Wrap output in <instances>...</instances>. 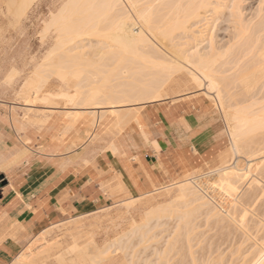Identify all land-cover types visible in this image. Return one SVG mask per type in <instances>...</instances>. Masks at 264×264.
<instances>
[{
  "label": "rangeland",
  "instance_id": "rangeland-1",
  "mask_svg": "<svg viewBox=\"0 0 264 264\" xmlns=\"http://www.w3.org/2000/svg\"><path fill=\"white\" fill-rule=\"evenodd\" d=\"M10 1L11 0H0V96L14 103L13 108L21 112V117L23 118L21 119L22 121L36 125H43L49 119L50 115L56 112L55 110L64 109L63 106L65 105V102L67 100L66 97L61 102L59 100V108L53 110L51 108L52 106H54V102L51 106V101H53V99H51L50 101V99H48L47 97L50 91L55 92L54 94H57V92L59 91H72L73 94L76 93V89H74V85H71L72 82L70 83V80L69 83L72 88L68 89L65 88L66 86L61 84L60 80L56 82V79L54 80L55 77L53 78V76L49 78V80L47 78L48 81H46L47 83L45 82L46 84H44L43 88L41 89V92L38 95L39 98L37 96L38 100L35 98L32 102L34 103V105L32 103L30 106L29 104H27V102L25 101L24 93L27 87V82H29L33 78V76H38L37 72H40V70H42L41 66L44 64L45 58H47L46 55H48L50 50L54 48L52 46H55L53 42L56 43L55 36L54 38L52 37L56 34V32L54 34L53 28L47 29V25L45 23L48 24V22L51 20L52 14L57 13L60 8L64 6L63 4H65V2L68 0H35L36 2L34 1V3L30 5L31 7L28 8L25 13H22L19 9H16V3L13 4V6H15L13 8L11 4H8V2ZM123 1L127 5V9L129 8L131 13L133 14L132 9L127 4V1ZM139 1H141L140 3L138 2L140 9H142L145 4L147 5V0ZM221 1H225V3H227L229 7L224 10V13L221 15L219 22L217 21V23L215 24V27H213V29L208 32V34H206L207 41H204L203 45H207L210 36L214 37V41H217V46L220 47L227 46V44H230L232 42L231 37L234 35V29L233 24L231 23V17L229 15V9L231 8L230 5H232L234 1L237 2V0ZM238 4L241 5V11H243L242 13L244 14V17L248 20L257 19L256 22L259 21V19L261 20L262 16L259 11H262L261 13L264 18V0H239ZM16 5L18 6V4ZM47 31L48 33H46ZM262 37H264V31ZM98 39V36H92L90 40L96 43ZM177 39L176 41L180 40V38ZM85 41L88 43L89 39H86ZM258 45L260 44L258 43ZM247 46L245 44L244 48L241 47L242 49L236 48L234 54L233 52H229L228 55H223L222 59V56L219 57V61L222 62L218 61V66H223V64L225 63V67L223 66L222 68L229 69L234 66V62L240 56L238 58V60L241 58V61L239 60V66H242L244 68L242 70L244 71V73L247 72V74H250V72L255 70L253 68L255 67V64L258 67V63L260 62L259 59H257V56L255 57L257 63L254 59L257 50L255 51V49L253 48L254 52H252V48L250 47V52H252L250 54V52L248 51L250 48L248 49ZM244 51H246L245 57L244 55L242 56V54H245ZM252 54H254L253 58H251ZM228 57L230 58L231 63L233 62L232 65L230 64V61H228ZM243 57L245 58V63H243ZM252 60L255 61V63L253 62V66ZM224 61H228L230 65L228 66V63ZM241 63H243V65ZM186 66H189V68H191L190 65ZM178 71L179 72H175L172 74L167 84H164L165 87H159L161 84V75L163 74H154L148 77L150 79L149 82L152 84V87L154 86V88L156 87L155 89H158V95L157 93L155 94L151 91L150 93L143 92L144 94H142L141 91L139 92L136 88H140L138 84L141 81L138 79V83V80L136 79V83L135 85H133V88L136 91H134V89L132 90L129 87L131 91L134 92L127 93L126 91L125 96L127 98L124 97L127 100H131V103L128 101L130 104H125L126 101L125 103L123 101L125 99L120 98L124 96L123 92L121 91H124L125 87L127 90V86H124L123 89L122 85L121 89L123 90H120V93L118 91L120 89L119 86L118 88H116L118 94L123 95H118L120 96L118 100L116 99V92L113 89L115 88V83L119 81L121 82V80L123 81V78L121 80L119 79V81L117 82L115 80L114 82L109 81L99 99L95 101L93 107L85 109V113H82L77 121L83 120L85 118L87 119L89 117L94 120L93 115H103L102 117H100L101 122L113 119L114 117L117 118L119 117L120 113L117 116L115 108H118L119 106V111H121L120 107H129V105L130 107H132L131 105L135 106L139 102L141 104V101L165 102L169 100H187L188 103L194 105V107H190V110L192 112L191 116L195 124H198L202 119V123L211 124L213 133H215L217 140L216 148L213 150V152L208 155L207 158H205V161L201 162L198 168L188 173L189 175H185L180 179L172 182L171 184L157 188L139 197H122L117 200V202L112 206L95 209L92 212L82 214L74 218H68L63 222L53 224L51 227L43 230L29 244H27L24 250L19 254L34 255L33 258L28 261V264H127V260H124L127 256H129L131 260H128V264H130L131 262L133 263V260L136 264H154V261H156L157 264H208L209 261L210 264H220L222 262L221 258H223L224 253H226L224 257L225 261L223 260L222 264H230L229 257L234 255L235 257H233V262L232 258L230 259L231 264H240L244 261H242V259L244 258V256H246L245 254L249 253V256L247 254V261L252 258L253 255L251 256L250 254L254 253V247H264V240L261 239H264V198L259 193L261 187H264V173H262L263 183L259 185L250 184L249 187H247V184H244L243 187L239 189L240 192H237L238 194L236 193L237 195H231V203L232 201L233 203L235 201L236 204H245V202H247L246 205L239 206V211H242L244 207L248 210L246 218L247 228H244V226H240V222L236 221L238 219L237 213H239V211H236V213L234 214V211L231 212L230 207L227 205V208L226 206V204L229 203L228 195L227 197L225 195L226 200L223 196L224 202L222 201L221 203V190H223L221 188L222 183L220 182L221 185L215 183L218 178H215L213 174L215 172H218V170L221 171L226 167L228 168L232 166H238L237 169L242 172L247 171L251 173L252 171L249 167L250 160H248V156H246V154H239V156L230 148V146L232 145L230 144L231 140L226 123L223 116H221L222 114L217 107L216 101L212 97L216 96V92L215 90L211 91L209 89L207 91V79L200 75L201 79L203 78V87L200 88L192 74L188 72V69L182 68ZM232 71L234 70L232 69ZM232 71L224 73L222 72L219 74V79L221 82L223 81L224 84H226V82L228 81L226 90L228 92L230 91L228 93V95L231 94L230 101L232 103L237 102L238 106H243L244 103L248 105L256 100L260 101L264 96V79L262 82L258 83L256 87L253 88L255 90H253L250 94L238 81L239 77L235 78H238V87L240 86L239 88L241 90L237 87V81L234 79V76H232ZM45 72L42 71L40 74H45ZM100 73L101 72H97V74L94 72H89L87 73V78L95 79L98 81L100 79L99 75H102ZM223 75H226L227 77H224ZM164 76L165 75H163V77ZM36 78L37 77H35V79ZM143 79L145 80H143V82L145 83L147 78L143 77ZM161 80H163V78ZM72 81L74 84L76 80ZM142 83L140 85H142ZM147 83L148 82H146V86ZM61 85L63 87H61ZM231 86H233V89L229 90ZM145 87L142 85L141 90L144 88V90L146 91V89L150 87V84L146 89ZM152 87L151 89L153 90ZM232 92H235L234 95ZM209 94L212 96H210ZM113 96L115 99L114 102L119 101L121 102V104L118 102H113L114 105L113 103L111 105L110 101L112 102ZM251 96L253 97L250 98ZM40 97H42V99H40ZM251 99L252 101H250ZM258 106L260 107L261 105L255 104L254 107H251L250 110L255 111L257 108H259ZM139 107L140 106H138V108ZM122 109L124 110V108ZM125 110L127 111L128 109ZM132 112L133 111L129 109L130 115ZM63 113L68 117V119H72V117L68 116L67 112L63 111ZM121 116L122 115L120 114V117ZM124 116L125 115H123V117ZM129 117L131 116H128V119H131ZM122 119L124 118H121L120 121H122ZM118 120L119 118L117 119V122ZM98 121L99 120H96V123H98ZM127 121L125 120V123ZM117 122L115 123L117 124ZM96 126H94V129H96ZM255 131L254 134L251 133L252 136L250 135L249 146H251L253 150L260 151V146L261 149L264 148L262 147V145L264 146V128L263 130L258 129V133H255ZM255 137L257 138V140ZM263 155L264 151L263 153L259 154L260 157L255 156L254 159L258 160L260 158H263ZM192 177L193 179L195 177L197 179L201 178V181H204L206 180V178L210 177L214 178H212L214 184H212L213 182H211V179L208 184H211L210 187L207 186V190L201 189V192L203 195H205V199H207L206 201H208L207 205H210L212 208L219 211L218 218L221 217V220L222 218L224 220L221 221L220 219L216 218L217 215L215 217L213 216L209 218V215L207 216L206 214L207 209L205 208L199 210L196 209L194 211V207H196L195 203L189 204L190 202H188V198L182 200V198L180 197L182 194L181 186L183 183H185L186 180L194 181L195 179L193 180ZM252 177H255V175L253 174ZM260 177H262L261 174ZM221 179L222 177L219 178L220 181ZM219 188H221L220 191ZM246 191L248 200L246 199V196H243L245 195ZM251 191H253V194ZM222 192L224 193L226 192V190H223ZM249 198H251L252 200ZM251 202H253V204H251ZM191 208L193 209L192 214L189 217L184 218V213L191 210ZM252 208L254 212L253 210H251ZM226 209L230 212H228ZM249 209L251 210V212H249ZM230 213H233L234 215L232 216ZM253 213H257L255 214L256 218L252 215ZM234 216L236 217V220ZM248 216L249 218L251 217L252 222L248 218ZM181 217H183V219ZM254 221L257 223V225H255ZM259 224H261V227ZM251 225H254V227H252ZM257 226L259 228V233ZM235 236L236 239H234ZM240 240H246L245 244H243ZM91 242H94L98 245V249L96 250H104L109 245L110 246L104 253L100 254L99 257H95L94 254L96 251L87 249ZM240 244L241 246L243 244V247L241 248L242 251L237 247L238 245L240 248ZM232 245L233 249L231 248L232 250H230L228 253V250L230 249L229 247H231ZM158 249L160 251L163 250L161 252V255L160 251L158 252ZM251 250H253V252ZM126 251L130 252L127 253ZM152 251H156V254ZM238 251L243 255H240L239 253V255L237 256ZM132 254L134 255L132 256ZM80 258H82V260ZM161 259H163L162 262ZM219 259L221 260L218 261ZM146 260H149V262H147Z\"/></svg>",
  "mask_w": 264,
  "mask_h": 264
},
{
  "label": "bare ground",
  "instance_id": "bare-ground-1",
  "mask_svg": "<svg viewBox=\"0 0 264 264\" xmlns=\"http://www.w3.org/2000/svg\"><path fill=\"white\" fill-rule=\"evenodd\" d=\"M34 1L35 0H18L17 2V0H15L14 2V0L13 1L11 0L10 2L13 3L8 2V4H11L13 8L16 6L17 7L16 9H19L20 12L25 13V11H27L28 8L31 7L30 5L34 3ZM125 1H127V4L132 9V12L136 18L133 16L129 8L127 9V5L124 3L123 0H68L65 2V4H63L64 6L60 8V10L57 13H53L51 20L48 22V24L47 23L45 24L47 25L46 26L47 29L53 28L54 34L56 32V34L52 36L53 38L55 36L56 40L55 39L54 40L56 41V43L53 42L55 46H52L54 48L50 50L48 55H46L47 58H45V62L41 66L42 70H40V72H37L38 76H35L37 78L35 79V77L33 76V78L31 77L32 79L30 81L28 80L29 82H27L26 84L27 87L24 92L25 101L30 106L35 98L38 100L39 98L38 95L40 94L41 89L43 88L44 84L47 83L46 81H48L49 78H51L52 76L53 78L55 77L54 80L56 79V82L60 80L61 84L66 86L65 88L69 89L72 88V86L74 85L73 87L74 89H76L75 94H73L72 91H67V92L59 91L57 92V94H54L55 92L50 91L47 95L50 101L51 99H53V101H51V106L52 103L54 102L53 104L54 106L51 107L53 110L59 108L58 105L66 97L67 99L65 102L66 106L65 105L63 106L64 107L63 110L67 112L68 116L72 117L71 121L67 126V130H70V128H72L75 122L79 119L81 114L85 113V109L93 107L95 101L99 99L100 95L102 94L103 90L106 88V85L109 81L114 82L115 80L117 82L119 81V79L121 80L123 78V81L121 80V82L119 81L115 83V88H113L114 91L116 92V99L118 100L119 97L123 95L118 94L116 88H118L119 86L120 89L118 91L120 93V90H123L124 86H127V90L125 87L124 91H121L123 92L124 96L120 97L122 99L124 97L127 98L125 96L126 91L127 93L136 91L133 88V85H135L136 83V79L137 80L139 79L141 81L139 83L138 80L139 83L138 85L140 86V88H136L139 92L141 91L142 94H144L143 92L150 93L151 91L152 93L156 94L158 92V89H155L156 87L154 88V86L152 87V84L149 82L150 79L148 77L150 75H154V74L165 75L164 77L163 75H161V79L163 78V80L160 79L161 84L159 87H165L164 84L165 85L167 84L172 74L175 72H179L178 70H181L182 68H186L189 70L188 72L192 74V76L194 77L200 88L203 87V83H202L203 78L201 79V76L204 77L205 79H207V84H208V88H206L207 91L209 89L211 91L215 90L216 92L215 97L210 94L209 95L212 96L216 101L217 107L219 108L222 114L221 116H223L224 121L226 123L231 140L230 144L232 145L230 146V148L238 155L246 154V156H248V160H250L249 167L252 171L251 173L247 171L242 172L238 170L237 169L238 166L236 165L237 167H233V166L228 168L226 167L224 168V170L221 171L218 170V172H215L213 174L215 178H218V180L215 183L220 184L221 182L222 183L221 188L224 191L226 190V192L223 193L222 192L223 190L219 188V191L221 190L222 193L221 203L223 201V196L226 200V197L228 195L229 203H227L226 206L228 205L230 207L231 212L234 211L233 213L235 214L236 211H239V206L246 205L247 202H245V204L243 203L236 204L235 201L234 203L232 201L231 203L232 200L231 195L233 194L237 195L240 192L239 189H241V187H243L244 184L245 185L247 184L248 185L247 187H249L250 184L259 185L263 183L262 173H264V157L258 160H255L254 158L255 156L258 157L259 154L263 153L264 148L261 149L260 146L259 149L260 151H258V150H253L249 145H250V135L252 136L251 133L254 134V131L256 129L263 130L264 128V96L260 101L256 100L248 105H246L245 103L243 105V102L245 101L244 100L242 102L243 106H238L237 102L232 103L230 101L231 94L228 95L230 91L228 92L226 90L228 81L226 82V84H224L223 81L221 82L219 79L220 78L219 74L222 72L224 73V72L232 71L233 69L235 71V72L232 71V76H234V79L237 81L238 78L235 77H239L238 81L240 82L241 85L245 87L247 92L250 94L253 90H255L253 88L256 87L258 83L263 81L264 39L262 38L264 37L262 36L264 31V18L261 13L262 11L261 12L259 11V13L262 16L261 20L259 18H258L259 21L257 22H256L257 19L248 20L247 18L244 17V14L242 13L243 11H241V5L238 4L239 0H237V2L234 1L232 5H230L231 8L229 9L230 10L229 15L231 17L230 19L234 29L233 30L234 35L231 37L232 42L230 44H227V46L220 47L217 46L216 43L217 41L215 42L214 37L212 36H210L207 45L206 44L203 45V42L207 41L206 34H208V32H210L213 29V27H215V24L217 23V21L219 22V19L221 15L224 13V10L229 7L227 3H225V1L222 2L221 0H147V5L145 4V6L142 9L139 8L138 2L139 3L141 2L139 0H125ZM14 3L18 4V6L16 4L15 6H13ZM257 17H258V13H257ZM136 19L139 21L141 25L138 23ZM46 33H48V31ZM92 36L99 37L96 43L90 40ZM177 38H180V40L176 41ZM86 39H89L88 43L85 41ZM258 43L260 45H258ZM245 44L246 46L248 45L247 46L248 49L250 47L252 48V52H254L253 48L255 49V51L257 50L256 55L254 56V54H252L251 56V58H253L254 56L256 63L257 60L255 57L257 56V59H259L260 62L258 63L259 64L258 67L256 66V64L255 67H253L255 70L250 72V74H247L245 69L246 73H244V71H242L244 68L242 66H239L241 58L239 59L240 61L238 60V58L240 56L239 57L237 56L238 58L236 59V61L234 60L235 61L234 64L233 62L231 63L230 58L228 57L229 58L228 61H230V64L234 65L229 69L222 68L223 66L225 67V63L223 64V66L222 65H220V67L218 66L219 62H222L219 61V57L222 56L221 57L222 59L223 55L226 54L228 55L229 52H233L234 54L236 48H241V47L244 48ZM251 48L248 50L249 52ZM246 51H244L245 54H242V56L243 55L244 57L246 56ZM252 52H250V54ZM243 60H244L243 63H245L246 62L245 58ZM228 61H224V62H227L229 66L230 64ZM255 61L252 60V66H253V62L255 63ZM243 63L241 64L243 65ZM186 65H190L191 68H189V66ZM42 71L43 72L46 71L45 74H40ZM89 72H94L96 74L97 72L98 73L101 72L100 74L102 75L98 74L100 76V79L97 81L95 79L87 78V73ZM140 76L142 77V79ZM143 77L147 78L146 79V82H148L147 86H146V82L145 83L143 82L144 80ZM224 77L227 76L225 75ZM69 80L70 83L72 82L71 84L72 86H70ZM72 80H76L75 81L76 83L74 82L73 84ZM238 81H237V87H238ZM141 83L144 87L146 86L145 89L150 84V87L148 88L149 91L148 89H146L145 91L144 88L141 90L142 87V85H140ZM122 85H123V89H121ZM61 87L63 86L61 85ZM129 87L132 90L134 89V91H131ZM151 87L153 88V90L151 89ZM232 89L233 86L229 88V90ZM252 97L253 96H251L250 98ZM40 99H42V97H40ZM114 100L115 99L113 96L112 102L110 101L111 105L114 102ZM123 101L124 103L126 101L125 104L131 103L130 99L128 100L125 99ZM250 101H252V99ZM115 102L121 104V102L119 101H115ZM146 102L147 101H141V104L140 102L137 103L135 105L136 110L134 105H131L132 107H130L129 105L130 108L125 106L120 107L121 111H119V106L118 108H115V111L117 113L115 111L114 112L116 113V115L118 116L119 113L122 115L120 117L119 114V117L117 118L115 117L114 119L115 122H117V119L119 118L117 124L116 123L115 124L122 126L123 124H125V120L126 121L130 120L128 119V116H131L129 117L131 119L134 118L138 110V106H142L146 104ZM32 104L34 105V103ZM255 104L261 105L260 107L258 106L259 108L256 107L259 110L257 109H256L257 111L250 110L251 107L253 108ZM240 105H241V101H240ZM122 108H124V110L128 109L127 110L128 113L125 110L127 115ZM129 109L133 111L132 112L133 114L131 113L130 115ZM123 115L125 116L123 117ZM93 116H94V120L92 121V123L93 126H96L97 125L96 120H100V117H102L103 115L100 116L93 115ZM121 118H124L122 119L123 122L120 121ZM257 130L255 131V133H258ZM93 134L94 131L90 132L89 136ZM262 147L264 146L262 145ZM252 173L255 175V177H252L253 175ZM260 174L262 177H260ZM221 177L222 179L220 181L219 178ZM212 178L213 177L206 178V180L201 181V178L197 179L195 177L194 180L192 177L194 181L186 180L185 183H183L181 186L182 194L180 197L182 198V200L188 198L189 199L188 202H190L189 204L195 203L196 207H194V211L196 209L199 210L205 208L207 209L206 214L207 216L209 215L208 216L209 218L213 216L215 217L216 215H217L216 218H218L219 211L215 210L210 205H207L208 201H206L207 199H205V195H203L201 192L202 191L201 189L204 190L210 187L211 184L210 185L208 184ZM213 179L211 180V182H213L212 184H214ZM251 192L253 194V191ZM246 193L247 191L243 196L247 197ZM259 193L264 198V187H261ZM246 199L248 200V197ZM251 204H253V202H251ZM251 210H253V208ZM251 210L249 212H251ZM192 212L193 209L191 208V210L184 213L183 217L184 218L189 217L192 214ZM247 212H248L247 208L244 207L242 211H239V213H237V218H238L237 220L236 217L234 216L235 220L237 222H240V226L242 225L244 226V228H247V223H246ZM233 213L230 214L233 216L234 215ZM255 214L253 213L252 215L255 216ZM183 217L181 218L183 219ZM218 219L221 220V217H219ZM249 219L251 220V217ZM222 220L224 219L222 218ZM255 225H257L256 222ZM259 225L261 227V224ZM252 227H254V225ZM258 233H259V228H258ZM234 239H236V236ZM261 239L264 240L263 238ZM240 241H242V243L245 244L246 240L245 241L240 240ZM243 244L242 246L240 244L241 246L240 248L237 245L238 249L241 251ZM109 246L104 250H96L98 249V245L94 242H91L90 245L87 247V249L96 251L94 256L99 257L100 254L104 253L109 248ZM232 247L233 245L229 247L230 249L228 250V253L230 250L233 249ZM253 249H254V253L250 254L251 256L253 255L252 258L247 261L249 256V253H247L248 256L247 254H245L246 256H244V258L242 257L243 258L242 261L243 260L244 261L241 262L240 264H264V247L260 248L256 246ZM159 251L160 250L158 249V252ZM162 251H160V255ZM251 251L253 252V250ZM239 253L240 255H243L241 252L238 251L237 256L239 255ZM225 254L226 253H224L223 258H221L222 260L219 259L218 261L221 260L223 262ZM133 255L134 254H132V256ZM33 256L34 255L21 254L17 256L11 264H28V261H30L31 258H33ZM233 257H235V255L229 257L230 264H231L230 259L232 258V262H233ZM80 259L82 260V258ZM124 260H127V262L129 263L128 260H130V257L127 256L125 257ZM162 260L163 259H161V262ZM147 262H149V260ZM222 262L220 264H222ZM155 263L156 261H154V264ZM130 264H136V263H134L133 260V263L131 262ZM208 264H210V261L208 262Z\"/></svg>",
  "mask_w": 264,
  "mask_h": 264
},
{
  "label": "crops",
  "instance_id": "crops-1",
  "mask_svg": "<svg viewBox=\"0 0 264 264\" xmlns=\"http://www.w3.org/2000/svg\"><path fill=\"white\" fill-rule=\"evenodd\" d=\"M13 104L0 96V264L53 224L171 184L216 148L187 100L147 102L122 126L114 117L94 129L89 117L70 130L64 110L36 125Z\"/></svg>",
  "mask_w": 264,
  "mask_h": 264
}]
</instances>
